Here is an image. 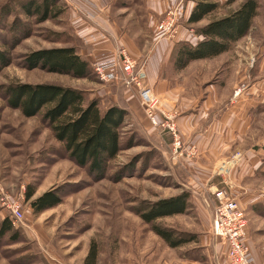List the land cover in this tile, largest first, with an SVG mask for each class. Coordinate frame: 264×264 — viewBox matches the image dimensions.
Returning a JSON list of instances; mask_svg holds the SVG:
<instances>
[{"label": "rangeland", "instance_id": "obj_1", "mask_svg": "<svg viewBox=\"0 0 264 264\" xmlns=\"http://www.w3.org/2000/svg\"><path fill=\"white\" fill-rule=\"evenodd\" d=\"M28 1L0 0V49L10 50L12 58L11 65L0 72V200L5 196L18 201L24 215L23 221L14 226L21 239L15 243L8 236L0 239V264H54L55 260L58 264H84L92 242L99 250V264H231L224 241L214 237L212 232L215 207L212 205L215 203L212 191L215 187L228 189L241 206L248 223V246L253 256L256 252L259 254L258 264H262L264 0H258L259 15L250 33L230 52L214 59L192 62L182 71H177L174 59L167 56L162 63L159 81L164 92L156 93L146 70L143 72L145 82L166 103L180 132L182 152L177 154V159L169 148L172 139L163 151L154 135L168 132L152 130L143 124V119L147 118L136 91L120 81L102 83L96 74L93 80H76L24 67V56L35 50L72 45L88 48L71 27L74 19L86 16L79 0H58L56 11L59 14L42 23L36 17L23 14L21 6ZM86 1L94 9L100 2H106L100 8L102 16L98 20L107 25L108 38L122 40L121 47L139 62L147 63L160 45H167L165 52L169 54L170 51L175 53L181 43L195 44V29L237 9L245 0H238L197 25L187 23V1L184 0L179 32L173 39H160L159 26L169 11L168 3L172 6L178 0H167L168 3L164 0ZM98 32L103 31H96L86 38ZM182 33L186 38L181 37ZM24 34L28 36L20 40ZM20 83L71 87L85 91L88 100L91 96L86 90L99 87L135 96L132 97L137 109H134L135 116L128 110L122 129V151L110 162L105 178L95 180L88 169L80 168L66 155L51 129L42 122V113L26 118L19 110L7 105L3 87ZM254 86H259L256 93L260 104L244 118L252 119L250 128H245L240 138L210 142L206 153L199 154L196 139L186 137L180 129L178 119L182 114L179 104L186 102L187 105L194 100L201 103L209 93L214 104L212 110H219ZM177 87L183 89V98L178 100L170 93ZM134 119L141 120V125L151 135L137 127ZM192 148L196 150L195 155L190 154ZM29 186L36 190L33 200L47 191L59 189L62 203L35 215L31 202L25 198ZM183 191L191 194L187 212L156 222L190 240L175 249L158 237L136 211L159 200L178 196ZM7 217L11 218L0 202V223Z\"/></svg>", "mask_w": 264, "mask_h": 264}, {"label": "trees", "instance_id": "obj_2", "mask_svg": "<svg viewBox=\"0 0 264 264\" xmlns=\"http://www.w3.org/2000/svg\"><path fill=\"white\" fill-rule=\"evenodd\" d=\"M237 1L226 0L222 3L219 0H195L196 4L187 23L197 25ZM57 7L58 0H30L21 9L24 15L36 17L42 23L59 14ZM259 10L258 0H245L237 9L195 29L197 42L181 43L177 47L174 55L175 69L182 71L192 62L214 59L230 52L235 44L248 36ZM27 36L28 34H24L20 40ZM11 63L10 50L0 49V72ZM23 65L27 70L40 69L76 80H93L95 77L93 64L83 59L73 46L32 51L24 56ZM3 93L7 105L19 110L24 117L32 118L42 113V122L51 129L66 155L80 168L88 169L95 180L105 178L110 162L122 151V129L129 115L127 109L113 105L103 111L100 101H88L85 91L55 84L20 83L3 87ZM35 194V188L29 186L25 198L31 202L35 215L62 203L60 190L57 188L33 200ZM190 195L189 191H183L178 196L159 200L147 208L137 210L136 214L150 224L153 232L169 247L181 248L190 240L156 222L185 214ZM6 236L12 243L21 239V234L8 217L0 223V239ZM84 264H99V250L95 242L91 243Z\"/></svg>", "mask_w": 264, "mask_h": 264}, {"label": "crops", "instance_id": "obj_3", "mask_svg": "<svg viewBox=\"0 0 264 264\" xmlns=\"http://www.w3.org/2000/svg\"><path fill=\"white\" fill-rule=\"evenodd\" d=\"M102 1V0H101ZM105 2V0H103ZM186 7H187V14L186 19L188 20L191 11L193 10L195 6V0H186ZM100 0L97 2L99 3ZM106 3V2H105ZM105 3H99L97 8H93L90 6V4L85 0L80 1V5H82V10L86 13V16L84 18L80 17L73 20V25L71 26L73 30L75 31V35L83 40L84 44L87 45L88 48H78V45H72L73 47H76L78 50L79 55L88 61L89 63H94L95 61L99 60H105L106 58L110 57L109 54H112L114 52V49L117 47H120L123 45V41L121 40H110L106 33H108L109 29L107 25L105 26L103 22H100L98 20L99 16H102L101 13V7L105 6ZM92 21V22H91ZM98 29H97V28ZM103 29V30H100ZM105 30V31H104ZM96 31H103L104 39L97 41L95 44L90 45L87 43L86 37L88 35L93 34ZM112 33V32H111ZM185 33L181 35V37H185ZM197 40V38L195 37ZM167 45H160L157 47L152 56L148 58L147 64H146V73L148 80L150 84L155 88L156 93H162L164 92V86L162 84H159L160 79V72L163 60L168 56V58L174 59L175 53L172 51L167 54L165 52ZM168 47V46H167ZM168 50V49H167ZM134 52V51H132ZM132 56V55H131ZM133 57V56H132ZM135 57V56H134ZM203 61V60H202ZM174 65V60H173ZM257 87L254 86L252 89L246 90L244 93L238 94V96L234 97V100L232 101V104H224L222 107H220L219 110H212L213 103L212 101V95L207 94V99H203L201 103L194 101H191L190 104H185L186 102H182L180 105V113L182 114L181 118L178 119V123L180 126V129L182 133L186 137L193 136L196 139V143L199 149V154L201 152L206 153V150H208V144L214 140H223V139H234L235 137L240 138L239 136L243 135L245 132V128L249 129V122L252 121V119H244L245 117H248L252 111H254L255 108L260 104V97L258 96V90ZM115 90V89H114ZM88 94L90 93V99L88 101H91L93 99H98L100 101V107L103 108V111L107 110L113 105H117L121 108L129 110V112L134 115L135 107L133 104L132 97H135L134 95L129 96V94L122 93L119 91H112L110 90H102V88H91L89 90H86ZM183 89L178 88L176 90H171V97L180 99L183 98ZM257 92V93H256ZM102 104V105H101ZM106 104H108L106 106ZM207 104V105H205ZM106 106V107H105ZM135 109V110H134ZM135 116V115H134ZM214 118V119H213ZM136 122V126L140 127L141 130L145 134L147 133L145 130V127L141 125L139 119H134ZM143 124L148 127L149 122L146 119H143ZM252 123V122H251ZM155 133V132H152ZM155 136L158 138V143L163 147V151L167 149L170 142V136L166 133H155ZM193 183V180H192ZM194 185H197L194 181ZM200 186V185H198ZM214 202H212V205ZM87 253V252H86ZM85 253V254H86ZM255 258V264H258L260 262V256L256 252L254 253ZM88 255V253H87ZM85 255V258L86 256ZM51 257H49L50 259ZM84 258V259H85ZM52 261L53 258H51ZM54 264H58L56 260L54 261Z\"/></svg>", "mask_w": 264, "mask_h": 264}, {"label": "built area", "instance_id": "obj_4", "mask_svg": "<svg viewBox=\"0 0 264 264\" xmlns=\"http://www.w3.org/2000/svg\"><path fill=\"white\" fill-rule=\"evenodd\" d=\"M164 1L168 3L167 0ZM183 4L184 0H178L177 4L172 3V6L168 3L169 11L159 26L160 39L167 37L173 39L178 35L179 19L184 9ZM103 37L104 34L98 32L86 38V41L87 43H96L95 41ZM109 56L105 60L93 63V69L98 80L106 84L120 81L128 89L136 91L150 128L168 132L172 139L169 148L174 158L177 159V154L182 152L181 135L166 103H163L156 96L153 89L145 82L142 76L146 70L147 63L139 62L121 46L117 47L113 54H109ZM190 154L195 155L196 150L192 148ZM212 194L215 200L212 232L214 237L224 241L228 260L231 264H255V258L247 242L248 223L241 206L236 199H233L234 197L226 188L218 189L215 187ZM0 202L2 207L9 212L11 216L9 219L14 226L23 221L24 215L21 210V204L18 201L4 196Z\"/></svg>", "mask_w": 264, "mask_h": 264}]
</instances>
